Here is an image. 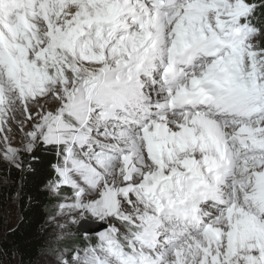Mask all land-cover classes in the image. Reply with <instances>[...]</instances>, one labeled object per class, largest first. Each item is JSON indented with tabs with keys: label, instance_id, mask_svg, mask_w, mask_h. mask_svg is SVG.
<instances>
[{
	"label": "snow or ice",
	"instance_id": "snow-or-ice-1",
	"mask_svg": "<svg viewBox=\"0 0 264 264\" xmlns=\"http://www.w3.org/2000/svg\"><path fill=\"white\" fill-rule=\"evenodd\" d=\"M0 165L47 264H264V0H0Z\"/></svg>",
	"mask_w": 264,
	"mask_h": 264
},
{
	"label": "trees",
	"instance_id": "trees-1",
	"mask_svg": "<svg viewBox=\"0 0 264 264\" xmlns=\"http://www.w3.org/2000/svg\"><path fill=\"white\" fill-rule=\"evenodd\" d=\"M18 179L14 171L8 173V186L1 189L0 201L3 204L6 196L12 198L16 194V184L13 181ZM47 205L48 197L44 195L37 196L31 210L27 201L23 209L17 204L20 220L14 227L16 231L6 233L5 238L0 241V261L3 264L12 263L14 259H17L19 264H35L39 259L51 235L50 232L41 231L48 210ZM5 250L7 255L4 254Z\"/></svg>",
	"mask_w": 264,
	"mask_h": 264
},
{
	"label": "rangeland",
	"instance_id": "rangeland-1",
	"mask_svg": "<svg viewBox=\"0 0 264 264\" xmlns=\"http://www.w3.org/2000/svg\"><path fill=\"white\" fill-rule=\"evenodd\" d=\"M6 173V174H4ZM8 173L9 170L6 166L0 165V196H1V189L8 186ZM16 194L12 198L8 196L5 197L4 204L0 201V241L3 240L6 236V229L10 224L12 227L17 226L20 220L19 210L17 207V203L14 200ZM56 241L52 235L48 239V244H55ZM6 264H19L17 259H14L12 263ZM35 264H47L45 258L42 256L36 261Z\"/></svg>",
	"mask_w": 264,
	"mask_h": 264
}]
</instances>
